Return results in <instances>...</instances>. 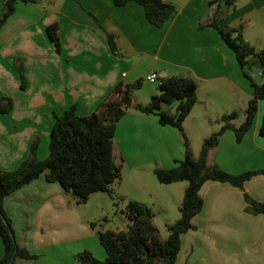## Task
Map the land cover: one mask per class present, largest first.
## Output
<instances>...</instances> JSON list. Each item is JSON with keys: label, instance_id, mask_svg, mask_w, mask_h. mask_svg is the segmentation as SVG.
Instances as JSON below:
<instances>
[{"label": "crops", "instance_id": "obj_1", "mask_svg": "<svg viewBox=\"0 0 264 264\" xmlns=\"http://www.w3.org/2000/svg\"><path fill=\"white\" fill-rule=\"evenodd\" d=\"M163 1L172 3L176 11L161 27L151 25L135 1L122 6L112 0L16 3L0 29V98L13 102L8 114L0 113V169L17 167L37 136L36 156L45 158L53 116L70 105L80 115L90 114L120 82L142 79L134 97L136 103L146 104L157 93L145 80L152 71L159 77H190L197 84V102L183 122L195 158L202 140L224 124L222 115L237 114L241 106L245 110L252 87L216 29L204 25L212 16L209 0ZM5 2L0 0V15ZM220 15L223 25L241 27L254 47L262 41L264 0H235V8L222 7ZM52 23L58 25L60 51L45 31ZM108 34L113 36L115 51ZM15 57L24 65V88L13 65ZM263 113L264 99L242 140L237 142L231 129L223 131L217 144L208 149L206 165L232 174L263 167ZM229 122L237 125L233 119ZM113 139L114 159L122 168L121 179L112 186L115 192L165 214L172 206L178 218L186 181L161 184L147 172L170 168L182 158L180 132L160 124L154 114L132 108L117 122ZM126 178L133 185L124 186ZM244 192L264 202V174L245 181L243 189L214 180L202 184V209L192 218L195 228L180 235L174 264H264V213L244 210ZM72 198L43 174L4 197V211L17 243L37 255L14 264H79L74 255L90 247L82 228L86 219L77 213ZM120 220L126 222L123 215ZM86 235L93 236L91 231ZM3 253L0 238V257Z\"/></svg>", "mask_w": 264, "mask_h": 264}, {"label": "trees", "instance_id": "obj_2", "mask_svg": "<svg viewBox=\"0 0 264 264\" xmlns=\"http://www.w3.org/2000/svg\"><path fill=\"white\" fill-rule=\"evenodd\" d=\"M36 0H6L5 9L0 15V29L14 13L17 2ZM135 1L144 9L147 21L156 27L164 25L175 13V6L163 0H112L116 6ZM212 10L210 20L204 24L213 27L221 40L234 53L242 74L250 81L252 96L247 101L245 119L239 125L229 121L236 112L224 114V122L218 131L205 137L195 158L183 128V122L197 102L196 82L190 77H159L158 92L151 95L146 104L136 103L134 93L142 86L143 80L131 83H118L97 106L87 115H80L75 105H70L61 114H55L49 130L48 154L39 159L36 156L39 146L38 136L30 142L27 157L12 170L0 169V238L4 253L0 264H14L17 259L34 260L37 255L20 246L15 238L10 218L3 207L4 197L24 184L44 175L48 182H58L70 193L77 204L85 203L92 193H107L114 206L125 203L121 210L125 220V229H107L98 231V240L104 250V258H96L89 250L76 253L81 264H174L180 249V235L194 229L192 218L201 211L203 200L200 187L207 180L227 182L243 189L244 182L255 175L264 174V166L247 170L239 174L224 171L218 166L208 167L206 157L208 149L215 146L219 136L226 129L234 132L240 142L254 121L258 103L264 99V51L257 50L243 36L242 28H231L221 23L222 7L235 8V0H209ZM201 25L200 22V27ZM45 31L52 44L60 51L59 31L56 23L49 24ZM110 48L115 51L113 36L108 34ZM253 58V59H250ZM258 63L262 81L257 83L246 71L252 63ZM20 86L26 87L25 69L19 57L13 59ZM136 109L142 114H154L162 125L175 127L184 143L183 156L170 168H154L153 172L161 184L186 181L179 218L167 223V235L161 237L154 224V211L141 201L119 196L113 184L121 179V164L113 155V138L116 124L128 109ZM13 109L12 99L0 98V113L8 114ZM264 132V113L260 133ZM244 210L248 213H264V202L243 194Z\"/></svg>", "mask_w": 264, "mask_h": 264}, {"label": "rangeland", "instance_id": "obj_3", "mask_svg": "<svg viewBox=\"0 0 264 264\" xmlns=\"http://www.w3.org/2000/svg\"><path fill=\"white\" fill-rule=\"evenodd\" d=\"M257 30V27L253 29V32ZM262 35V41L255 45V47L259 50L264 51V29H261ZM253 59V58H250ZM178 61H181L177 59ZM246 71L249 73V75L252 77L253 81L260 83L262 81L261 76V69L258 63L254 62L250 65L249 68H246ZM248 84H250V81L245 77ZM153 86V89L158 92V88L154 87V83L151 84ZM158 85V84H157ZM251 87V85H250ZM141 101H144V98L141 99ZM247 106V105H246ZM244 106H241L238 109L237 116L233 119L235 124L239 125L243 120L245 119L246 114V108L244 111H242ZM231 111V110H230ZM188 139V138H187ZM191 149V147H190ZM151 176L153 180L155 179L154 172H147V175ZM146 174H142V177L145 178ZM148 179H146L147 181ZM187 184V182H186ZM133 185L127 178L125 180L124 186L130 187ZM73 199V198H72ZM75 202V201H74ZM125 206L124 202H119L118 205L114 206L112 203V200L110 196L107 193L104 192H96L92 193L88 200L83 204H75V208L77 210V213L81 215L83 214L84 218L86 219V222L84 226L82 227L85 231V243L90 247L89 251L98 259L104 258V250L102 246L99 243L98 240V231L107 230V229H125L126 228V222H122L120 220V216H122L121 210H123ZM153 211L155 213L153 222L158 227L159 234L161 237H165L167 235V229L166 225L167 223H173L178 218H176V214H174L173 207H170V211L168 214H165L164 212H159L158 208H153ZM117 212V213H116ZM116 213V214H115ZM180 216V213H179ZM124 218V216H123ZM125 219V218H124ZM92 232L93 236L86 235L89 232ZM83 237V236H82ZM93 237V238H92ZM83 250V249H82ZM80 250V251H82ZM79 251V252H80ZM78 253V252H77ZM76 255V254H75ZM74 255V257H75ZM76 259V257H75ZM77 260V259H76ZM79 264H81L79 262Z\"/></svg>", "mask_w": 264, "mask_h": 264}, {"label": "built area", "instance_id": "obj_4", "mask_svg": "<svg viewBox=\"0 0 264 264\" xmlns=\"http://www.w3.org/2000/svg\"><path fill=\"white\" fill-rule=\"evenodd\" d=\"M145 80L150 83H159V76L157 75L156 72L152 71L146 74Z\"/></svg>", "mask_w": 264, "mask_h": 264}]
</instances>
